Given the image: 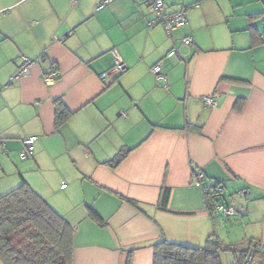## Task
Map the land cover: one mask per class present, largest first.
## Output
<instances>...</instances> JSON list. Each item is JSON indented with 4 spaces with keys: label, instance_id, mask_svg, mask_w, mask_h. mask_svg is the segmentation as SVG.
Returning a JSON list of instances; mask_svg holds the SVG:
<instances>
[{
    "label": "crops",
    "instance_id": "obj_1",
    "mask_svg": "<svg viewBox=\"0 0 264 264\" xmlns=\"http://www.w3.org/2000/svg\"><path fill=\"white\" fill-rule=\"evenodd\" d=\"M103 1L0 0V196L26 182L60 214L71 264H152L162 239L208 237L237 264L249 240L264 245V0H163L186 9L171 35L146 0ZM112 49L127 69L104 82ZM22 56L34 62L15 77ZM57 100L70 113L56 126ZM217 185L235 215L208 212L204 188Z\"/></svg>",
    "mask_w": 264,
    "mask_h": 264
},
{
    "label": "trees",
    "instance_id": "obj_2",
    "mask_svg": "<svg viewBox=\"0 0 264 264\" xmlns=\"http://www.w3.org/2000/svg\"><path fill=\"white\" fill-rule=\"evenodd\" d=\"M70 111L60 101H56L55 124L60 125ZM126 151L119 152L110 162L116 165ZM206 194V193H205ZM162 195V200L166 199ZM207 203L211 200L206 194ZM139 208L138 203L126 199ZM90 214L96 220L99 215L92 209ZM72 228L41 196L26 182L0 196V262L2 264H71L72 262ZM257 240H249L247 247L241 251V264ZM152 264H221V254L226 251L236 253L234 249L208 237L199 246L188 245L162 239L152 245ZM239 252V251H238ZM257 253L255 249L250 261ZM123 264H130V253Z\"/></svg>",
    "mask_w": 264,
    "mask_h": 264
},
{
    "label": "built area",
    "instance_id": "obj_3",
    "mask_svg": "<svg viewBox=\"0 0 264 264\" xmlns=\"http://www.w3.org/2000/svg\"><path fill=\"white\" fill-rule=\"evenodd\" d=\"M108 1L110 0H104L99 7H102ZM146 3L151 7L152 11L154 12L155 20L162 24L164 30L168 35H171V31L175 27L182 24L185 20V10H186L185 8H182L173 13H166L164 11L163 0H146ZM190 40L191 39L189 37H183L180 39V42L182 44H189ZM111 52L113 55L112 67L109 70L99 75V78L104 82L114 79L115 77L122 74L127 69L126 64L123 62L118 52L115 49H112ZM176 53L177 52L175 49H171L167 53V55L172 56L175 55ZM20 60L21 61L18 67V72L16 73L15 77L26 74L28 72L30 65L34 62V60L24 56H22ZM159 68H160L159 64L154 65L152 67V72L156 74L158 78L162 77L164 79L163 76L159 75ZM59 77H60V73L56 69H48L42 75V79L46 84L53 83ZM201 100L204 104L208 106H213L215 104L214 98L211 95H205L201 98ZM35 141H36V136L34 135L27 136L22 139L23 148L20 153V156L22 158L27 159L33 155ZM193 175H194V184L196 186H201V181L204 178L203 171L201 169H195L193 171ZM64 186L65 183L62 182L61 187ZM222 190L223 188L219 185L214 186L212 188H204V192L208 194L211 198V200L207 205L208 212L213 216L230 217L232 215H235L238 212L235 209V207L228 204L226 201L222 200L221 198ZM255 249L264 253V245H262L260 242L255 241L252 247L248 249L246 256L244 257V260L241 264L249 263L251 255Z\"/></svg>",
    "mask_w": 264,
    "mask_h": 264
},
{
    "label": "rangeland",
    "instance_id": "obj_4",
    "mask_svg": "<svg viewBox=\"0 0 264 264\" xmlns=\"http://www.w3.org/2000/svg\"><path fill=\"white\" fill-rule=\"evenodd\" d=\"M234 206V205H233ZM235 209L239 212V208L237 206H234ZM230 254L228 253L227 254V257L229 256ZM229 259H224V264L228 262ZM222 261V260H221Z\"/></svg>",
    "mask_w": 264,
    "mask_h": 264
}]
</instances>
